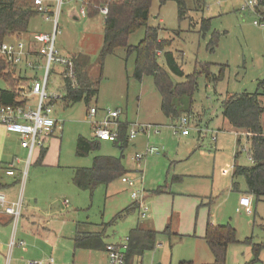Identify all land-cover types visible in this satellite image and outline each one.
Listing matches in <instances>:
<instances>
[{
    "label": "rangeland",
    "instance_id": "rangeland-1",
    "mask_svg": "<svg viewBox=\"0 0 264 264\" xmlns=\"http://www.w3.org/2000/svg\"><path fill=\"white\" fill-rule=\"evenodd\" d=\"M82 1L61 0L59 5V0H48V4H55L54 17L47 20L41 14L32 19L29 27L32 32L52 34L58 14L56 50L61 56L79 53L86 61L85 69L92 80L100 82L98 95L89 104L82 101L66 107L62 100L65 87L59 76L62 68L53 65L48 94L60 97L55 102L54 111L55 118L62 124V130L57 129L55 134L61 144L52 149L47 165L36 164L35 161L28 165L27 157L22 156L18 183L22 217L29 205V197L36 195L38 204L36 207L30 204L36 216L52 212L58 224L64 222L61 224L62 240L56 248L46 250L48 255H53L47 260L53 258L56 264H60L56 252L65 260L72 259L74 248L71 237L77 224H87L93 231L105 228L109 243L126 239L137 225L149 221L143 220L139 210L119 217L135 203L132 192L138 191L139 198H146L148 207L153 196L170 197L169 203H162L159 208L162 212L168 211L167 225L171 226V238L160 233L155 250L140 259L143 264L212 263L214 258L209 246L198 238L200 233H204L208 220L220 226L231 225L236 230L238 243L229 246L227 264H264V248L260 251L259 261H254L253 252L255 245H264V200L257 202L252 197V214L238 212L239 199L246 193L243 178L238 179L239 191L232 190L238 136L229 123L223 125L221 122V104L228 96L255 93L259 83L264 81V26L254 24L256 21L264 23L251 9H244L247 0H206L204 12H194L193 0H186L189 11L182 22L178 19L176 2L170 1L161 6L159 1H154L148 25L160 28V39L172 41L167 51L174 54L185 76L199 69L198 63L213 64L214 73L220 71L217 66H226L224 80L217 85L208 83L205 76L200 78L199 89L194 96L193 115L187 116L191 120L190 135L182 136L181 131L175 135L174 128L186 115L175 123L164 116L161 96L153 78L145 76L139 81L134 77L135 55L127 57L125 48L117 49L106 58L100 80L99 58L104 43L105 17L99 9L100 16L96 19L83 18L80 15ZM72 13L78 19L72 17ZM203 18L211 21V30L205 36L200 32ZM214 32L220 37L218 47L211 52L207 47ZM145 34V27L139 29L130 37L129 45H139ZM159 63L166 68L162 54ZM44 75L45 68L37 75L33 73L38 80ZM173 81L183 83L185 77L174 76ZM7 87V83L0 80V89ZM20 87H24L25 96L27 92L29 95L27 84L18 83L16 88ZM261 92L264 93V89ZM31 106L35 108L36 100L31 101ZM91 108L98 109L95 118L89 117ZM115 111L121 112L119 121L128 123L129 131L134 125L151 126L146 134L139 133L135 140L129 142L124 152L122 162L133 175L129 179L135 187L130 188L120 179L108 186L99 185L93 192L81 191L73 183L77 169L90 168L95 156L119 158L121 152L113 143L101 142L98 151L87 157H78L77 140L79 137L92 139V123L103 121L108 113ZM262 122L264 128V114ZM198 128H208L211 132L201 138ZM212 132L217 133V142L212 141ZM243 142L246 143L245 140ZM150 147L163 150L160 155L145 156L142 161L134 160L137 154H144ZM244 147L238 159L241 166L250 165L249 148L247 144ZM162 187H167L169 192L161 195L154 193ZM64 200L70 202L66 209L62 206ZM175 207L179 210L173 212ZM22 217L12 225L15 238L21 230ZM247 239H251L250 244L245 243ZM33 247L34 243L29 244V250Z\"/></svg>",
    "mask_w": 264,
    "mask_h": 264
},
{
    "label": "trees",
    "instance_id": "trees-1",
    "mask_svg": "<svg viewBox=\"0 0 264 264\" xmlns=\"http://www.w3.org/2000/svg\"><path fill=\"white\" fill-rule=\"evenodd\" d=\"M48 1V0H46ZM54 1V0H53ZM156 0H85L88 8V18L98 16L99 9L107 8L105 16L104 43L100 52L99 66L101 68L100 80H102L105 60L119 48H125L127 57L135 55L134 77L142 81L145 76H151L161 96V111L172 123L178 121L182 116L193 115L194 96L199 89V80L205 76L208 83L217 85L224 80L226 66L220 67L218 73H214V65L211 63H198L199 69L185 76L174 54L167 51L172 46L171 40L160 39V28L149 27L151 7ZM163 6L168 2L178 4L179 22L187 17L189 11L186 0H157ZM193 11L204 12L206 0H193ZM55 4H48L49 17H54ZM35 0H0V48L3 43L14 36L29 32L30 23L33 18L41 15ZM254 14L264 19V0H259ZM145 27L146 34L142 42L137 46H130L129 39L139 29ZM211 30V21L202 19L200 32L206 35ZM220 34L212 33L207 49L214 52L218 47ZM163 55L166 68L159 63L160 55ZM74 62V80H64L65 94L62 98L66 107H71L82 101L89 104L98 95V85L95 83L88 71L86 61L80 56L72 58ZM216 66V65H215ZM16 69L7 64L0 55V80H4L9 89H0V106L24 107L28 100L16 88L19 81ZM185 77V82L175 83L173 77ZM260 89H264V81L259 83ZM255 93H236L228 96L221 104L222 117L237 132V152L235 154V167L232 176L233 190H238L237 180L243 178L247 186L246 194L252 196L257 202L264 200V128L262 116L264 114V93L261 90ZM186 100V102H185ZM118 140L113 143L121 152V156L112 157L98 155L94 157L90 168L77 169L74 172L73 183L81 191L93 192L99 185H110L114 181L128 177L130 172L123 165L124 152L128 148L129 125L126 122L117 121ZM244 135V136H243ZM248 146L250 165L241 166L238 163L244 140ZM100 141L96 138L87 139L79 137L77 140L78 157H87L100 149ZM130 178V177H128ZM178 178H175V180ZM0 191L2 186L0 185ZM167 187L154 191L155 194H167ZM142 198L135 200L130 207L120 214V218L128 216L136 210L142 211ZM145 205V204H144ZM170 224L163 234H172ZM160 233L143 229L137 226L130 231L128 248L126 251V264L134 259L142 258L147 252L155 250L157 238ZM103 233L85 234L77 232L74 238L77 250L104 251L106 245L103 242ZM204 240L209 246L214 262L212 264H227L228 248L238 243L236 230L231 225L214 226L209 221L206 227ZM246 244L251 243L247 239ZM264 245H255L253 252L254 261H259L260 251ZM192 264V263H182Z\"/></svg>",
    "mask_w": 264,
    "mask_h": 264
},
{
    "label": "built area",
    "instance_id": "built-area-1",
    "mask_svg": "<svg viewBox=\"0 0 264 264\" xmlns=\"http://www.w3.org/2000/svg\"><path fill=\"white\" fill-rule=\"evenodd\" d=\"M46 0H35V4L39 7L40 12L47 19H49L48 8L46 7ZM61 0H59V5ZM82 9L80 15L83 18H87V3L82 1ZM259 5V0H247L244 9H251L253 12ZM101 13L107 16L108 9H101ZM258 17V16H257ZM58 14L55 17V29L52 34L40 33L35 36L32 47L24 41H7L2 44L0 48L1 57L7 62L8 65L14 67L16 70L23 68L35 72L37 75L39 71L45 68V75L42 79L34 78L33 82L29 86V95L27 92L22 93V96L28 100V103L24 107L14 106H0V125H2L8 133L15 134L21 138V145L27 149L30 153L35 149H44L47 141L55 134L57 129L62 130V124L55 118L54 106L55 102L59 101L60 97L50 96L48 94L49 77L54 70L53 65H58L62 69L59 71V76L62 78L63 83L66 79L74 80V62L70 57L61 56L56 50V37L58 30L56 27ZM263 23L264 19L258 17ZM256 26L263 27L264 24L259 22L254 23ZM42 59V60H41ZM40 60L42 63H39ZM27 97H31L29 99ZM36 100L35 108L31 106V101ZM31 100V101H30ZM98 114V109L91 108L89 111V117L95 118ZM121 115L120 111L108 113L106 118L101 122H93V134L94 138L100 141L115 142L118 140V124L117 121ZM192 119V118H191ZM190 119L187 116L182 117L179 120L180 125L174 128L175 135H179L181 131L182 136L190 135ZM151 126H132L128 132V141L131 142L136 139L139 133L146 134V131ZM198 133L201 138H205L210 134L208 128H198ZM212 141L217 142V133L212 132ZM245 149V147H244ZM162 149L156 147H150L142 155L137 154L134 157L136 161H142L145 156L160 155ZM250 158V157H249ZM18 159L16 160V162ZM250 161L252 162L251 158ZM19 162V161H18ZM29 164V163H28ZM14 165L12 164L11 167ZM6 174L8 176H15L14 169L10 168ZM122 182L128 185L130 188L135 187V183L129 178L125 177ZM139 192L133 191L132 197L135 200L139 199ZM64 205L68 207L69 202H64ZM239 205L244 208L248 214H252V202L247 196L240 199ZM142 213L141 217L145 218L148 212L146 206L141 203ZM0 208L5 214L9 215L13 223H18L22 217V204L20 201L10 203L6 195L0 191ZM129 239H127L125 245L110 244L106 246V253L108 255V264H126V251L128 248ZM22 246L24 243H20ZM15 245V239L12 240L11 246ZM27 264H56L53 258L47 261L32 260Z\"/></svg>",
    "mask_w": 264,
    "mask_h": 264
},
{
    "label": "crops",
    "instance_id": "crops-1",
    "mask_svg": "<svg viewBox=\"0 0 264 264\" xmlns=\"http://www.w3.org/2000/svg\"><path fill=\"white\" fill-rule=\"evenodd\" d=\"M99 16L100 15L94 18H89V19L92 21L93 19H96ZM72 17H74L75 19H78L76 18V15L73 13H72ZM50 19L51 17L47 20H50ZM103 21L105 23V20ZM104 28H105V24H104ZM38 34L40 33L36 31L32 32L29 29L28 33L14 36L11 41H17V40L24 41L29 45V47L30 46L32 47L34 38ZM69 54H66V55L64 54L63 57L73 58V57L79 56L78 55L79 53L75 55H72V54L69 55ZM41 60L39 63H42ZM33 73L30 70L20 68L16 70L15 74L17 78L22 79L21 81H19V83L23 84V86L24 84H27L28 86L27 90H29V86L33 82L34 78H36L33 76ZM6 89H9V87H7ZM19 89L24 91V87H20ZM259 89L260 87L258 88V90ZM221 122L223 125H226L228 123L225 119H221ZM55 134L57 133L55 132ZM55 134L47 141L46 147L44 149H35L30 155L29 151L22 147L21 138L15 134L8 133L6 129L2 125H0V185L2 186V192L6 195L10 203H15L19 201L18 200V196H19L18 183L20 180L19 176L21 175L20 167L23 164L22 156L27 157V163L29 164L35 161L36 164L40 163L41 165L42 164L47 165L52 149L58 148V146H60L61 144V141L56 137ZM235 134H237L236 131H235ZM235 150H236L235 151V154H236L237 140H236ZM17 159L19 162L18 161L16 162ZM12 164L14 165L13 167H11ZM58 164L59 163L57 161L56 166H58ZM10 168L14 169L15 176L13 177L8 176L6 174V172ZM132 176L133 175L131 174L128 175V177H132ZM237 183H238V180H237ZM232 190H233V182H232ZM237 191H239V187H238V190H236L235 192ZM246 192H247V186H246ZM25 195H26V191H25ZM244 196L249 197L252 202V196H249L246 193L242 195L240 199ZM143 199H144V204L148 207L146 198L144 197ZM240 199H239V202H240ZM169 200H170V197L168 196H163V197L153 196L151 200L149 201V204L152 206V208L149 205L148 208H150V211L149 213L147 212L148 215L146 214V217L143 218V220L149 219V221L145 223H141L137 226H140L143 229L153 230L158 233H163L165 231V230L163 231V228L164 226L167 225V221L169 220L168 219L169 215H168V211H165V212L160 211L159 206L162 203H165L167 205L169 203ZM66 201L68 200H64L62 202V206L65 209L70 206L69 201H68L69 202L68 207L64 205V202ZM28 202H29V205L27 206V208H25V211L22 217L23 224L16 238L13 235L12 218L9 215L5 214L4 211L0 208V264H27L29 261H32V260L46 261L48 257L53 256V255H48L46 250L48 248H52V249L56 248L59 245L60 241L62 240V236L60 233H61L62 226H63L61 224H64V222L62 221L60 222V224H58V220L56 217L53 216L52 212H49L46 216H43V215L36 216L35 213L31 209L32 207H30V204L35 205V207L38 204V198L36 195H31L28 199ZM175 210L178 211L179 209L175 207V209H173V212ZM239 211L240 212L244 211L245 213H247L244 210V208L241 207L238 203V212ZM141 213L142 211L140 212V216H141ZM208 222L209 220L206 223L204 233L202 232L198 235L199 239L204 240ZM211 223L214 226H220L216 223H213V222ZM179 226H181V222L179 223ZM74 228L75 229L71 237V241L73 243V248H74V255L72 256V259L65 260V258H61L58 256L59 252H56L57 262H59L60 264H108V255L106 253V250L104 251L77 250L74 244V238L77 232L85 233V234L103 233L104 244L106 246L113 244V243H109L106 241V239L108 238L106 229L103 228V230L100 229L99 231H93L90 228H88L87 224H81V225L77 224L74 226ZM179 233H182V232L180 231ZM168 237L171 238L170 235H168ZM13 239H15V245L11 246V242ZM127 239L128 237L124 239L123 241L115 243V244L125 245ZM20 243H24L25 245L22 246ZM31 243H34V247L32 248L33 250L32 249L29 250V244ZM34 252H36V254ZM140 259L141 258L134 259V261L130 264H143L142 261L140 262ZM213 262H214V259L212 263ZM188 263H192V261H189ZM212 263H205V264H212Z\"/></svg>",
    "mask_w": 264,
    "mask_h": 264
},
{
    "label": "water",
    "instance_id": "water-1",
    "mask_svg": "<svg viewBox=\"0 0 264 264\" xmlns=\"http://www.w3.org/2000/svg\"><path fill=\"white\" fill-rule=\"evenodd\" d=\"M76 18H78V17L76 16Z\"/></svg>",
    "mask_w": 264,
    "mask_h": 264
}]
</instances>
